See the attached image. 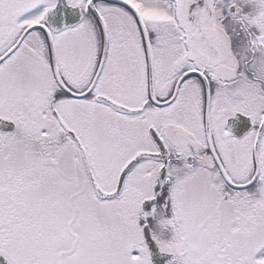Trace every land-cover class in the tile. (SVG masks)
Segmentation results:
<instances>
[{"label": "snow or ice", "instance_id": "1", "mask_svg": "<svg viewBox=\"0 0 264 264\" xmlns=\"http://www.w3.org/2000/svg\"><path fill=\"white\" fill-rule=\"evenodd\" d=\"M0 264H264V0H0Z\"/></svg>", "mask_w": 264, "mask_h": 264}, {"label": "water", "instance_id": "2", "mask_svg": "<svg viewBox=\"0 0 264 264\" xmlns=\"http://www.w3.org/2000/svg\"><path fill=\"white\" fill-rule=\"evenodd\" d=\"M61 5H63V0H61Z\"/></svg>", "mask_w": 264, "mask_h": 264}]
</instances>
